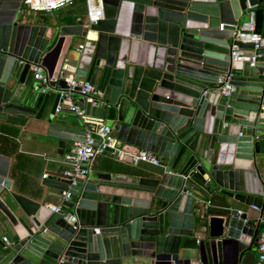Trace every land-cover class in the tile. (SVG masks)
Masks as SVG:
<instances>
[{"label":"water","instance_id":"95a60500","mask_svg":"<svg viewBox=\"0 0 264 264\" xmlns=\"http://www.w3.org/2000/svg\"><path fill=\"white\" fill-rule=\"evenodd\" d=\"M21 1L0 0V113L41 120L53 96L44 118L47 136L59 140L53 160L107 122L120 143L161 164L80 181L58 213L44 200L68 191L62 174L42 182L56 193L31 189L29 197L0 167V264H254L258 228L233 206H264V46L253 53V44L237 42L246 55L230 62L229 40L251 13L264 39V0H104L96 24L51 33L23 23ZM67 36L83 47L74 71L52 79ZM36 64L49 82L34 79ZM69 80L102 95L103 105H84L87 122L56 111Z\"/></svg>","mask_w":264,"mask_h":264},{"label":"crops","instance_id":"0c3cea01","mask_svg":"<svg viewBox=\"0 0 264 264\" xmlns=\"http://www.w3.org/2000/svg\"><path fill=\"white\" fill-rule=\"evenodd\" d=\"M80 13L84 17V20L82 21L76 19L77 15ZM20 14L22 16L21 18L23 19V23L45 27L47 33L53 32L54 29L58 31L63 26H70L79 23L87 25L85 8L82 0H76L71 6H66L52 12H31L21 7ZM240 27L241 22L238 28ZM56 40L57 37L50 42V45L46 48L44 53L49 52L53 48ZM231 42L232 38L229 40L230 44ZM80 45H83L81 37H65L53 70L52 79H56L58 77L61 72V66L66 59L72 66L71 61L76 56ZM248 54H250L249 51ZM48 63L49 65L52 64L51 58ZM43 71L47 75L44 68ZM229 74L230 73H228V75ZM34 86L36 87L37 83H35ZM23 91L26 92L27 88L20 86V92ZM16 93L17 92L15 91L12 96ZM53 99V96L48 99L41 120H37L32 116L0 113V156L7 159L6 162L0 160V167L5 166L7 169V178L11 182V188L24 196L32 197L33 195L31 194V189H37L41 193L47 191L56 193L53 189L44 188L42 186V182L50 176L58 179L62 172L69 167L68 163L64 160V155L68 150H65L61 160L55 161L52 159L55 158L54 153L57 150L56 146L59 140L47 136L48 130L44 118L47 116V111L51 107ZM20 104L23 103L20 102L19 105ZM72 104H81V97L79 94H71L68 96V98L62 103L60 113L76 115L70 110V105ZM102 124L111 126L107 122H103ZM112 134L117 140V134L115 132ZM117 142L119 147L125 151L136 152L141 150L133 146L120 143L118 140ZM148 167H151V165L146 163H138L134 165L128 158L123 160H114L106 155L98 156L93 163L89 180H91L95 175L101 173H112L114 177H123L124 175L133 173L136 169H146ZM257 170L264 183V156H260L258 158ZM43 175H47V177L42 178ZM59 200L60 199L55 196L45 199L44 203L56 206L59 203ZM233 209L242 211L247 220L256 225L255 220L259 215L257 211L239 202L234 203ZM221 215H223V213L217 210L209 212V216ZM257 236L258 230L255 234V238H257ZM255 249L254 242L253 250L256 255Z\"/></svg>","mask_w":264,"mask_h":264},{"label":"built area","instance_id":"2783aa9c","mask_svg":"<svg viewBox=\"0 0 264 264\" xmlns=\"http://www.w3.org/2000/svg\"><path fill=\"white\" fill-rule=\"evenodd\" d=\"M76 0H22L21 5L23 8L31 12H52L59 10L66 6H71ZM85 8V15L87 25L96 24L98 21L104 18V2L103 0H82ZM223 29V25L220 26V30ZM237 42L244 44H253L252 52L258 50L264 46V39L254 33V16L251 13L248 20L237 28L232 33V42L229 46V61L236 62L239 58L246 55V50L241 49ZM82 45L78 47V51L82 49ZM255 56L250 57V64L253 66ZM31 70L34 72V79L40 83L45 84L50 81V78L44 73L40 64L32 65ZM62 72H73L74 69L66 59L62 66ZM230 74H227V79L230 78ZM73 87L79 88V96L81 97V104L70 105V110L78 117H82L84 122L88 120L84 118V105L89 103L91 107H98L104 104L102 95L91 86L89 83L76 84L74 81L69 80L67 83V90L61 93V103L57 106L56 111H60L62 103L73 92ZM233 91V87L224 84L222 87V94L228 95ZM84 143H75L64 155V160L68 163L69 167L62 172V177L69 181L68 191L63 192L59 198V203L56 206L50 207L52 212L58 213L63 209H67L64 203L70 201L71 193L69 190L77 187L80 181H88L92 171L93 163L98 156H104L109 154L117 160H123L128 158L129 161L136 165L138 163H146L151 166H158L161 164L160 157L155 154L138 150L136 152H128L119 147L116 138L113 136L111 126L96 123L94 126H90L87 130ZM92 134L96 135L98 140L96 141ZM96 142V143H95ZM47 175H43L42 178H46ZM251 209L259 213L255 220V226L260 228L258 230V236L255 242V262L254 264H264V206L261 208L250 207ZM241 215L242 211H237ZM63 218L70 224H75L76 217L71 212L63 214ZM96 233L99 229H94ZM6 241L5 239H3ZM199 240H196L198 243Z\"/></svg>","mask_w":264,"mask_h":264},{"label":"rangeland","instance_id":"374dc122","mask_svg":"<svg viewBox=\"0 0 264 264\" xmlns=\"http://www.w3.org/2000/svg\"><path fill=\"white\" fill-rule=\"evenodd\" d=\"M103 1H104V0H103ZM76 19L82 21V20H84V17H83V15L80 13L79 15H77Z\"/></svg>","mask_w":264,"mask_h":264},{"label":"bare ground","instance_id":"6f19581e","mask_svg":"<svg viewBox=\"0 0 264 264\" xmlns=\"http://www.w3.org/2000/svg\"><path fill=\"white\" fill-rule=\"evenodd\" d=\"M89 36H90L91 38H93V37H94V34H93V33H90Z\"/></svg>","mask_w":264,"mask_h":264},{"label":"trees","instance_id":"16d2710c","mask_svg":"<svg viewBox=\"0 0 264 264\" xmlns=\"http://www.w3.org/2000/svg\"><path fill=\"white\" fill-rule=\"evenodd\" d=\"M260 228L258 227V230H259Z\"/></svg>","mask_w":264,"mask_h":264}]
</instances>
